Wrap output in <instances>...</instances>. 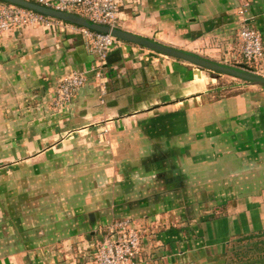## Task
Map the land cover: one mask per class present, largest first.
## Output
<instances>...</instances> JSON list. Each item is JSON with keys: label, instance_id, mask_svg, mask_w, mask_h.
<instances>
[{"label": "crops", "instance_id": "crops-1", "mask_svg": "<svg viewBox=\"0 0 264 264\" xmlns=\"http://www.w3.org/2000/svg\"><path fill=\"white\" fill-rule=\"evenodd\" d=\"M248 1L264 39V0ZM236 6L134 0L120 28L228 62L224 48L239 63ZM94 64L64 23L0 33V126L17 127L8 151L0 135V173L19 174L15 230L32 226L0 246V264H89L80 251L119 217L143 229L137 264H216L228 238L264 229L263 101L213 98L212 72L125 41L101 66L103 92ZM71 69L87 70V82L52 111L49 92ZM87 167L94 185L79 177Z\"/></svg>", "mask_w": 264, "mask_h": 264}, {"label": "built area", "instance_id": "built-area-1", "mask_svg": "<svg viewBox=\"0 0 264 264\" xmlns=\"http://www.w3.org/2000/svg\"><path fill=\"white\" fill-rule=\"evenodd\" d=\"M57 10L75 13L86 19L120 28L124 11L132 8L134 0H31ZM236 47L235 54L243 58L245 64L256 67L264 58V39L261 32L247 16L249 1L236 0ZM64 23L78 28L88 46L95 64L89 69L94 73L100 90L103 92L105 79L101 68L112 48L121 43L110 33L98 32L70 22L52 18L22 6L0 1V33L21 30L28 26L54 27ZM243 62V61H242ZM87 70L71 69L52 90L51 104L59 110L69 105L79 88L87 82ZM143 229L129 217H119L107 225L106 235L92 241L84 248L82 255L89 264H137L142 261Z\"/></svg>", "mask_w": 264, "mask_h": 264}, {"label": "rangeland", "instance_id": "rangeland-1", "mask_svg": "<svg viewBox=\"0 0 264 264\" xmlns=\"http://www.w3.org/2000/svg\"><path fill=\"white\" fill-rule=\"evenodd\" d=\"M235 21H236V18H235ZM233 26H234L233 30H231V33H229L231 37L232 36L234 37L236 35L237 24L235 23V25ZM222 49L224 50V53L222 54V59L226 58L228 60V62H225V63L236 64V63H230L232 59L230 60L229 58L231 56L230 53H228L229 51H227L224 48ZM230 52L235 53L236 52L235 48H233V50ZM235 55L238 56V60L243 61L239 63L245 64L243 58H241L240 55L238 54H235ZM245 65L250 66L249 64H245ZM250 67L255 72L261 75H264V60L256 67H253V66H250ZM212 74L214 76L218 75L217 73H213V72ZM217 77L218 78L215 82V86H213L217 88L214 91L213 98H218L222 96H230V95H234L237 93H243V94H248L249 96L253 95L255 100L264 102V88L263 87L258 86V85H250L240 79L227 76L224 74H220ZM49 93L50 94L48 95L47 104L49 105L52 111L57 112V110L53 109V106L51 104L52 91ZM43 110H45V108H42L40 112H42ZM32 112H33L32 110L25 111V113L26 114L28 113L29 116H32ZM42 115L45 116L46 113L42 112ZM35 116H37V113H35ZM18 127H21V126H18ZM26 128L27 126L25 125L24 129L26 130ZM15 129H17L16 126H0V135H3L2 136L3 138L8 139L7 141L2 142V145L5 151H8L10 148V140L13 139L14 137L13 132ZM105 162H107L106 159H105ZM88 163H90L88 160L82 162L83 165H88ZM89 165L91 167H94L96 164L90 163ZM91 167L90 168L87 167L88 173H83L84 176H79V174L78 176L79 177H85V175L90 176L89 184L94 185L95 182L91 181L93 177L90 172ZM59 176L62 178V181L68 180V178H72L70 177L72 175H70L69 173L65 171H64V174L62 173ZM18 177H19V174L17 173L14 174L13 177L9 176V178L5 174L0 173V187L3 185H6V187H4L5 190H3V192H0V246L4 245L5 243L11 244L13 240L12 239L13 236L16 235L17 230H15L14 225H12L13 222H11L10 219H11V216L15 215L16 212L18 211V208L15 205V201L17 200L15 191L17 190L16 184H17ZM9 187L11 191L9 190ZM13 189H15L14 192H13ZM130 218L133 221H135V223H137L135 218H132V217ZM157 222L158 221H155L154 223H152L154 228L157 226ZM23 226L26 227V229H20L18 230L19 232L17 231V233L21 234V236H23L26 232L28 233V231L32 227L30 226V222L28 221L24 222ZM244 235L245 234H239V235L232 236L231 238L227 239L228 243L224 245L225 249L222 253H220V257L217 258L218 261H216L217 262L216 264H264V244L262 243V240H264V234L257 236V237L256 236L252 237L250 239L243 238ZM256 244L258 245L257 247H256Z\"/></svg>", "mask_w": 264, "mask_h": 264}, {"label": "water", "instance_id": "water-1", "mask_svg": "<svg viewBox=\"0 0 264 264\" xmlns=\"http://www.w3.org/2000/svg\"><path fill=\"white\" fill-rule=\"evenodd\" d=\"M11 4H16L24 8L31 9L46 16L60 19L75 25L86 27L103 33H110L119 40L133 43L152 51L177 58L193 65L217 73L240 79L250 85H258L264 88V75L255 72L250 66L243 63L229 64L218 61L193 51L169 45L153 38L146 37L122 28L110 27L108 25L96 23L75 13L57 10L45 5L38 4L31 0H2Z\"/></svg>", "mask_w": 264, "mask_h": 264}, {"label": "trees", "instance_id": "trees-1", "mask_svg": "<svg viewBox=\"0 0 264 264\" xmlns=\"http://www.w3.org/2000/svg\"><path fill=\"white\" fill-rule=\"evenodd\" d=\"M1 2H4V1H2V0H0ZM217 76H219V75H217ZM262 234H264V229L263 230H259V231H257V232H255V233H251V234H247V235H244V237L243 238H245V239H250V238H252V237H257V236H260V235H262ZM260 242V241H259ZM261 243V242H260ZM262 243L264 244V240H262ZM261 243V244H262ZM258 244V243H257ZM256 244V247L258 246Z\"/></svg>", "mask_w": 264, "mask_h": 264}, {"label": "bare ground", "instance_id": "bare-ground-1", "mask_svg": "<svg viewBox=\"0 0 264 264\" xmlns=\"http://www.w3.org/2000/svg\"><path fill=\"white\" fill-rule=\"evenodd\" d=\"M197 82V81H196ZM201 85V84H200Z\"/></svg>", "mask_w": 264, "mask_h": 264}]
</instances>
